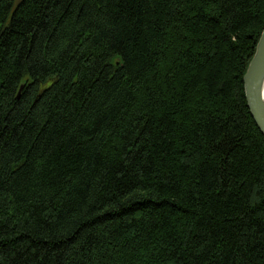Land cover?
<instances>
[{"label": "trees", "instance_id": "obj_1", "mask_svg": "<svg viewBox=\"0 0 264 264\" xmlns=\"http://www.w3.org/2000/svg\"><path fill=\"white\" fill-rule=\"evenodd\" d=\"M0 24V264H264V0H0Z\"/></svg>", "mask_w": 264, "mask_h": 264}, {"label": "water", "instance_id": "obj_2", "mask_svg": "<svg viewBox=\"0 0 264 264\" xmlns=\"http://www.w3.org/2000/svg\"><path fill=\"white\" fill-rule=\"evenodd\" d=\"M264 29L256 52L244 76L245 93L250 113L264 136Z\"/></svg>", "mask_w": 264, "mask_h": 264}, {"label": "bare ground", "instance_id": "obj_3", "mask_svg": "<svg viewBox=\"0 0 264 264\" xmlns=\"http://www.w3.org/2000/svg\"><path fill=\"white\" fill-rule=\"evenodd\" d=\"M262 88H263V93H264V81H263V87Z\"/></svg>", "mask_w": 264, "mask_h": 264}, {"label": "rangeland", "instance_id": "obj_4", "mask_svg": "<svg viewBox=\"0 0 264 264\" xmlns=\"http://www.w3.org/2000/svg\"><path fill=\"white\" fill-rule=\"evenodd\" d=\"M0 28H1V24H0Z\"/></svg>", "mask_w": 264, "mask_h": 264}]
</instances>
